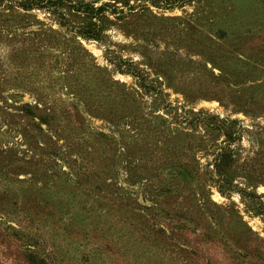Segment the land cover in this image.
I'll list each match as a JSON object with an SVG mask.
<instances>
[{
	"label": "rangeland",
	"instance_id": "obj_1",
	"mask_svg": "<svg viewBox=\"0 0 264 264\" xmlns=\"http://www.w3.org/2000/svg\"><path fill=\"white\" fill-rule=\"evenodd\" d=\"M0 264H264V0H0Z\"/></svg>",
	"mask_w": 264,
	"mask_h": 264
}]
</instances>
